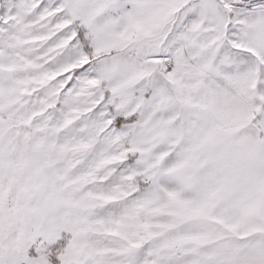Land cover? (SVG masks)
I'll return each instance as SVG.
<instances>
[{
	"label": "snow or ice",
	"instance_id": "1",
	"mask_svg": "<svg viewBox=\"0 0 264 264\" xmlns=\"http://www.w3.org/2000/svg\"><path fill=\"white\" fill-rule=\"evenodd\" d=\"M0 264H264V0H0Z\"/></svg>",
	"mask_w": 264,
	"mask_h": 264
}]
</instances>
